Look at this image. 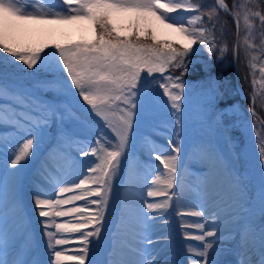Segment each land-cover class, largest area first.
Instances as JSON below:
<instances>
[{"label": "snow or ice", "instance_id": "6c2138e0", "mask_svg": "<svg viewBox=\"0 0 264 264\" xmlns=\"http://www.w3.org/2000/svg\"><path fill=\"white\" fill-rule=\"evenodd\" d=\"M215 7L208 13L209 21L218 10L233 15L239 31V11L229 10L225 0H214ZM239 9L240 5L234 3ZM183 9L190 16L178 20L170 13ZM198 4L181 3L179 0H0V51L14 58L13 63L19 61L26 66L23 71L31 74L45 64L47 56H42L43 49L20 51L11 46L9 30L17 21H89L96 35L94 40L86 43H77L70 46L55 45L53 56L56 58L54 72L66 71L70 79L69 90L75 89L78 98H82L90 106V115L100 117L102 125L98 132L89 137H80L68 128L60 129L57 140L49 145V154L53 150L60 151L65 158L71 160V173L55 171L49 175L44 171L43 179L38 180L33 187V210L40 225L41 236L46 238L45 251L48 255L40 257L36 251L37 241L35 233L29 236V229L22 226L18 211V185L21 175L27 164L39 152L45 143L48 132L59 120L64 121L66 109H61L56 103H49L44 96L45 90L56 94L63 88L67 80L61 81L58 76L51 80L37 81L29 88L20 86L10 80L6 74L0 73V127L19 136L13 144L0 136V147L11 144V158L5 159L3 172L0 174V264H85L89 254V246L93 242L99 244L104 229L106 211L113 190L114 178L121 171L123 162L127 163V151L130 149V137L135 123L143 122L149 113L159 104V94L155 90H145L141 86V74L165 73L169 65L182 68L178 76L163 77L164 82L158 84L163 90L162 95L167 97L165 107L170 109L169 115L175 119L168 130L166 144L149 148L150 161L154 158L163 165V173L151 180L152 185H159L156 190L149 189L147 197H166L162 202H147V212L140 211L142 222L146 225L148 235L142 237L140 245L133 247L131 252L135 259H109L103 264H161L156 257V247L152 239L151 229L155 226L154 217L148 213L156 210H166L172 200L177 181L178 159L183 145V112L182 100L185 91V82L182 77L187 74L185 57L192 50V46L199 42L202 45H211L208 51L215 49V44L205 36L210 29L197 27L203 23ZM127 16L129 29L122 33L112 23L114 17ZM148 18H154L160 24L180 34L186 41L182 48L177 49L166 44L164 51L156 46L155 34L148 37L142 31L140 24ZM251 18H259L264 26V15L260 11H249L243 16L247 29L253 27ZM214 27V25H213ZM135 29V31H131ZM98 30V31H97ZM135 37V39H133ZM141 37L150 38L153 44L140 43ZM247 42V41H246ZM251 47V45H249ZM227 50L226 45L220 48L221 58ZM255 60V57L252 58ZM191 63V61H190ZM62 65V67H61ZM253 70L256 65L250 63ZM261 82L264 83V67L259 69ZM156 81L153 80V83ZM256 81L253 80V86ZM255 91V87H253ZM255 115L254 108L251 110ZM105 129L110 130L111 135ZM259 135V134H258ZM67 144V147L64 145ZM75 150V155L73 152ZM111 149V150H109ZM208 174L204 177L206 188H215L214 200L219 201L214 209L181 212L180 215H190L201 218L182 227H191L199 234H186L185 238H193L201 244L195 246L202 249L195 252L194 264H230L223 259H217L216 253L222 257L229 251L221 247L225 235L224 218L238 217L235 221L236 229L242 243L247 247V238L244 232L253 227L251 215L253 213L252 199L246 195L248 188L243 174L222 152L215 147L206 150ZM187 155V151H185ZM88 158V159H84ZM257 161L260 167L259 185V249L260 257L255 264H264V143L260 144ZM161 172L157 165L153 170ZM78 181V182H77ZM89 181L95 187L89 186ZM70 185V186H69ZM58 189V190H57ZM77 191L80 194H75ZM71 194V195H66ZM96 197L97 199H89ZM84 201V206H75L74 202ZM73 205L65 210H57L62 206ZM94 206V207H92ZM13 224V235L4 239L3 225L5 217ZM76 216L77 222L71 220L57 223L54 218ZM207 217V219H205ZM211 221V223H209ZM55 228V231L50 229ZM90 229V230H89ZM211 229V230H209ZM80 233L77 241L82 247L77 255H64L58 246L66 245L70 241L66 238H57L58 234ZM213 238L208 241L206 238ZM214 245L217 247L214 248ZM189 246V253L192 252ZM213 251V258L209 260V250ZM36 257V258H34ZM95 264V262H90ZM239 264H254L253 261L242 259Z\"/></svg>", "mask_w": 264, "mask_h": 264}, {"label": "rangeland", "instance_id": "374dc122", "mask_svg": "<svg viewBox=\"0 0 264 264\" xmlns=\"http://www.w3.org/2000/svg\"><path fill=\"white\" fill-rule=\"evenodd\" d=\"M51 2L55 3L56 0H51ZM163 2H167V0H163ZM179 2L198 4L200 6L207 4L208 9H212L214 5L213 0H179ZM234 3H238L240 5L239 9L233 8L234 12L239 11L241 42L243 56L245 57L246 67L248 68L250 75V91L252 92V96L255 98V104L261 106V111L264 114V83L261 82V73L259 71L261 67H264V26L260 24L259 18H251L253 27L250 30L246 28L243 22V16L246 12L260 11L261 14L264 15V0H235ZM169 15L178 20H183L185 17L190 16L191 13H186L183 9H177L176 12L170 13ZM216 21L217 14H213L211 21H209V16L206 13V17H203V23L197 24L196 26L210 29L214 24H217ZM20 22L23 24L26 23L27 26L29 24L32 25L34 31V26H36L39 32H47V30L42 29V26L40 27V24L42 23L46 24L48 27H52L53 30H49L50 32L48 31L47 36L40 35V33L37 32V34H34L33 37L29 35L27 36L28 38L25 37L21 40L9 38L11 46L16 47L20 51L43 49L41 55H46L47 59L44 65L31 70V74H27L23 71V68L26 66L22 65V62L17 61L13 63L12 61L14 58L0 51V73L6 74L10 80L25 88H29L37 81L51 80L54 76H58L61 81L67 80L65 86L63 88H59L55 95L45 90L44 96L48 99L49 103H56L59 108L66 109L64 121L61 123L59 120H57L56 124L52 126L51 130L48 132L45 143L41 145L39 152L27 164L23 174L21 175L20 183L18 185V212L20 214V220L22 225L29 229L28 234L31 236L33 233L30 228L31 226L36 225V228H40V225L37 222L36 213L33 210V198L31 196L34 185H36L38 180L43 179L44 171H48L50 176L54 175L55 171L64 172L68 169L70 173L72 172V169L70 168L72 161L66 159L64 154L60 151L53 150L52 153L49 154V145L53 144L57 140V133L60 129L68 128L72 133H75L80 137H89L99 131L103 122L100 117H96L94 114H89L90 106L87 105V103L84 102L82 98H78V96L75 94V89L69 90L68 85H70V79L67 78L66 71L59 73L54 72L56 66V58L53 56V53L55 52L54 46L57 44L61 46H70L77 43L93 41L96 34L93 30L91 22L38 20ZM112 23H114L118 30L122 33H127L130 31L129 18L127 16L114 17ZM140 28L142 31L147 32L148 37H151V35L154 33L156 37V46L160 49L163 47L164 51H167V49H165L166 44H170L173 47L175 44H179V42L182 44L186 42L180 34L165 27L163 24H160L154 18H148L147 20L142 21ZM131 31H135V29H131ZM216 32L217 29L214 30V28H211L210 31L205 32V36L209 38L216 46L211 53L208 51V48L211 45H202L197 42L192 46V50L185 57V62L188 65V72L187 75L182 77V80L185 82L186 86L184 97L181 102L184 124L182 145L184 159L182 166H180L182 173L180 175L184 174L186 177H192L187 178L186 182H179V188L181 191H179L177 195L182 206H179L180 208L177 207V213H181L179 210H182V207L194 208L196 205L192 204L190 202L191 200H195L197 202L200 201L199 199H193V193H195L197 196L196 191L198 188L196 185L190 186L188 182L193 179H201L204 182V177L208 174L207 168L205 167L207 163V155L205 150L209 147H215L218 152H222L225 156H227L234 164L235 168L243 174L244 180L248 185L246 195L252 199L253 204L251 221L253 223V227H259L261 223L258 199L260 167L257 157L259 154L260 144L264 143V129L259 126L256 127L253 119L245 114L242 103L237 97V92L235 90L232 78L226 72L221 70L220 66H218L219 69L214 67L218 63L229 62L228 59L225 60L224 58H221L220 48L223 46H220L215 40L214 35ZM133 39H135V37H133ZM140 43L150 45L153 44L154 41L150 38L141 37ZM182 44L179 45L182 46ZM249 45H251V47H249ZM224 56H226L225 52L223 54V57ZM253 57H255V60L252 59ZM250 63L256 65L254 72L249 67ZM197 64L201 66V69L197 68ZM213 67L214 71L211 72L210 70H212ZM182 70V68H176L173 65H169L167 71L163 74L158 72L153 73L152 77H148L146 72L141 74V86H143L145 90H155V92L159 94V104L156 106L154 111L147 115V118L143 122L134 124L133 133L130 137L131 146L127 151L126 164L123 162L122 157L121 178L122 181L124 179L127 184L122 185L124 186V189L122 187V191H126V196H128L129 199L131 194L137 196L140 199L144 198L143 196L137 194L135 192L137 189L134 188L144 186L145 182L151 183L152 178H148V176L150 173L155 172L153 170L157 165L161 169V172L164 171L163 165L160 164L159 161H155L154 158H152L150 161L148 150L150 147L166 144L168 130L171 129V122L175 118L169 115L170 109L165 107L164 104V101L167 100V97L162 95L163 90L158 88V84L164 82L163 77L168 75L173 77L178 76ZM204 70L207 72L205 73V76H198L200 78L196 80L188 78V74L190 72H202ZM153 80L156 82L153 83ZM253 80L256 81L255 86H253ZM247 82L249 83V80H245L243 83L247 85ZM253 87H255V91H253ZM197 112L199 113L198 119L195 117ZM105 131L111 135L110 130L105 129ZM0 136L4 137L5 141H11L13 144L15 141L19 140V136H17L15 133L7 131L3 127H0ZM11 147V144H6L5 146L0 147V174L3 172L5 159H8L10 164ZM64 147H67V144H65ZM185 151H187V155H185ZM73 152L75 155L74 149ZM198 162L200 163L198 164ZM93 186L95 187V185L91 184L90 187ZM204 186L205 185L203 183L202 189L206 191ZM216 187H218V185L213 186L211 190L215 191ZM185 189H190L188 193L190 196L187 195L190 200H184L182 197ZM77 192L75 194H77ZM95 199L97 198L95 197ZM164 199H166V197L163 196L144 198V201L139 208L147 210L145 201L162 202ZM74 204L75 206H84L85 203L84 201H76ZM211 204H213V202H211ZM109 205L107 211L109 210ZM71 206L73 205L62 206L60 209H66L67 207ZM169 215L170 211L167 208L166 210H158V214L154 217L155 223H157V219L161 220L158 222L159 226H157V224L155 225V229H160L161 232L159 233L158 238L163 240L160 241L161 244L159 249L155 251V254H157L160 249L166 246V254L159 259L161 263L166 261V264H171V257L174 258L172 255V251L174 250L171 248V244L168 239L169 231L171 230ZM72 217H61L57 219L61 221L71 220V222H75L76 220H72ZM118 217L120 219L126 218L132 221L134 224H139L136 220L131 219L123 213L119 214ZM233 219V217L225 216L223 223L225 224V222ZM187 220L197 221L199 219L190 215H180L178 218V225L180 226L178 229L179 232L176 233L180 235L184 234L185 231H190L193 235L198 234L195 229L189 230L186 227H182L184 222ZM9 222L10 220L8 219L4 223L2 230L6 228ZM251 228L250 230H253ZM121 229L122 228H120V230ZM117 231L118 232H116V236L123 234V230L119 231V228H117ZM256 231L258 234L259 229ZM13 232V224H11L4 232V239H9L13 235ZM247 232L248 231L244 232L243 235H246ZM77 236H80V234ZM126 237L131 238L132 240L136 239L135 241H138L136 237H133L130 234H126ZM111 238V243L112 241L118 242L119 247L124 248L127 252L131 251V249L135 247L132 244H128L126 241L116 239L115 236ZM35 239L37 242H40L38 236L36 235ZM256 242L259 247V240ZM200 243V241H196L195 239H185L183 241L182 245L185 244L188 247V252L189 246H193L192 252L190 254L188 253V257L191 259V264H194L195 259H200L194 256L196 251L202 250L195 247ZM226 245L227 243L224 242L220 246L227 248ZM237 246L240 247L239 242H237ZM215 247L217 246H214V248ZM234 247L235 244L232 245L229 250L231 258L227 261L231 262V259H234L235 253L234 256H232ZM39 249L40 245L39 248L36 245L37 252ZM217 250L218 257H220L219 249ZM42 252L45 253L44 248H42L40 251L41 254ZM46 256V254L43 255L45 258ZM87 258H90L89 254ZM130 259H133V255H131Z\"/></svg>", "mask_w": 264, "mask_h": 264}, {"label": "bare ground", "instance_id": "6f19581e", "mask_svg": "<svg viewBox=\"0 0 264 264\" xmlns=\"http://www.w3.org/2000/svg\"><path fill=\"white\" fill-rule=\"evenodd\" d=\"M41 26L43 27L42 29L47 30V32H42V31L39 32V30H37L36 26H34V28H35V31H34L32 28V25L29 24L27 26L26 23L23 24L20 21L16 22L15 25L13 27H11L9 30V32H10L9 38L15 39V40H21V39H24L25 37L28 38L27 36H29V35L31 37H33L34 34H37V32H39L40 35L47 36L48 31L53 30L52 27H48L44 23L40 24V27ZM195 117H196V119H198V117H199L198 112L196 113ZM183 159H184V153H183V151H181L179 159H178V171H177L176 186L174 189L170 190V194H171V192H175L176 195L173 196L171 201H169V207H168V209L170 211L169 223L171 224V230L169 233H174V235H173L174 238H170V235H169V238L171 239V248L175 250V252H172V255L175 253L174 258L176 259V264H186V263L191 264V259L188 257V255L190 254L187 251L188 247L185 245L186 243L184 245H182V244H183V241L186 239L185 238L186 234H191L192 236H194V235L190 231H185V233L181 234V235H175L176 232H179L178 229L180 227L178 225L179 224L178 218L180 217V214L177 213V211H178L177 207L182 206L180 204V199H178V195H177L179 193V191H181L179 188V182H182V181L186 182L187 178L192 177V176L186 177L184 174L180 175V174H182L180 166H182ZM199 163L200 162H198V164ZM64 172L70 173L68 169ZM121 173H122V165H121L120 173L118 174L117 177L114 178V181H113V190H112V194L110 197L109 210L106 211V218H105V224H104L105 230L101 234L103 239H101V241L98 245L95 244L94 242L92 244H90V246H89V257L90 258H86L85 264H90V262H95V264H103V262L107 261L108 259L131 260L130 258H131V255H133V253L131 251L127 252L124 248H120L118 245V242L112 241V243H111L110 242L112 240L111 237L115 236L116 239L126 241V242H128V244H132L136 247V246L140 245V241H141L142 237L149 234L148 232L145 231L146 225L142 222V218L139 215L140 211L142 209L139 207L142 205L144 198H150V197H147V191L150 188L153 190H156L160 186L159 185H157V186L152 185L150 182H145L144 186L134 188V189H137V191L135 190V192L137 194H139L140 196H143L144 198L140 199L137 196H134L131 194L130 199H129L128 196H126V191L125 190L122 191V187L124 189V186H122V185H127V184H126L124 179L122 181ZM162 173L163 172H152L149 174L148 178L154 179L156 175L162 176ZM162 178H163V176H162ZM203 183L204 182L201 179H193V180H190L188 182V184L190 186H193V185L197 186V188H198V190L196 192L197 196L195 195V193H193L194 194L193 199H199L200 200L198 202L195 200H191V203L194 205H199L205 211H208L210 209H214L217 206V204L219 203V201L214 200L212 198L215 195V191H212L211 188H206L204 186L206 188L205 189L206 191H204L202 189ZM89 186H91V181H89ZM181 187H182V185H181ZM189 191H190V189H187V191L185 193L186 195L184 194V196H183L184 200H189V198L187 197V195H189L187 192H189ZM77 194H80V192H77ZM89 199H95V197H90ZM211 202H213V204H211ZM198 209L199 208H197L195 206H194V208H192V207L183 208L182 207V210H179V211L187 213V212H191V211L198 210ZM18 210H19V207L14 209L10 213V215H14L15 212ZM57 210H65V209H57ZM143 211L147 212L148 210L143 209ZM122 213L124 215H127L131 219L136 220L139 224H137V223L134 224L132 221H130L126 218L120 219L118 216H119V214H122ZM157 214H158V210H156L155 213H148V215L151 217H155ZM225 216H227V215H225ZM196 218H198V217H196ZM233 218H234L233 220L227 221V222H225V224L223 223L224 228H225V235L222 238L221 244L226 242L228 250L230 249L232 244H235V247H234L233 252H232V256H234V253H235V256H234L235 260L231 259V262L227 261L231 258L229 251L227 252L226 255H224L222 257L221 256L218 257V250H217L216 258L217 259H223L224 261L230 262V264H239L240 260L248 259V260L253 261L255 264V262H257L259 257H260V249H259L258 244L256 242L259 240V238H258L259 233L257 234V231H256L259 229V227L257 226V227L251 228L253 230H250V229L247 230L248 232L245 235L247 238V242H248L247 247H242L241 245L243 242L241 241L240 234H238V231L236 229V224H235V221L238 220L239 218L238 217H233ZM54 219L56 220L57 223H63V222L68 221V220L61 221V220H58L57 218H54ZM71 219L76 220L75 222L72 221L73 223L77 222L76 216H73ZM198 219L200 220L201 218H198ZM205 219H207V217H205ZM7 220H8V217L6 216L5 222ZM156 221H157V223H155V225L157 224V226H159L158 222H160L161 220L157 219ZM191 222H193V221L187 220L184 222V225H188ZM209 223H211V221H209ZM11 224H12V221H10L7 224L6 228L3 230V233L7 230V228ZM173 227H174V229H173ZM30 228L33 231V233H35V235L38 236V238H39L40 251L42 250V248H44V250H45L46 238L41 236L40 228H36V225H33ZM117 228H119V231L123 230L122 235L116 236L117 235L116 232H118ZM120 228H122V229L120 230ZM186 228H188L189 230L194 229L191 227H186ZM50 230L55 231V228L53 227ZM209 230H211V229H209ZM160 232H161L160 229H155V226L151 229L152 239H153V242H154L156 248L158 246H160V244H161L160 241H163L160 238H158ZM196 232L198 233L197 230H196ZM78 234H80V233L58 234L57 238H66L70 241L66 245L58 246V249L61 250L64 253V255L71 256V255L79 254L78 249L80 247H82V245H79V243L76 242L77 238L79 237V236H77ZM126 234H130L131 236L136 237L138 239V241H135L136 239L132 240L131 238L126 237ZM188 239H193V238H188ZM206 239L212 240L213 238L208 237ZM237 242L240 243V247L237 246ZM214 246H216V245H214ZM164 253H166V248H164L163 250H160L158 252V254H156V257L159 259ZM44 254L48 255V253L45 251V253L42 252V254H41L42 257ZM213 255H214L213 251L210 249L209 250V260H211L213 258ZM174 258H173V262H175ZM133 259H135L134 255H133ZM66 264H75V262H66Z\"/></svg>", "mask_w": 264, "mask_h": 264}, {"label": "trees", "instance_id": "16d2710c", "mask_svg": "<svg viewBox=\"0 0 264 264\" xmlns=\"http://www.w3.org/2000/svg\"><path fill=\"white\" fill-rule=\"evenodd\" d=\"M227 20V22L225 23V25H226V29H227V40L228 41H231L232 40V37H233V30H232V25H231V22L228 20V19H226Z\"/></svg>", "mask_w": 264, "mask_h": 264}]
</instances>
